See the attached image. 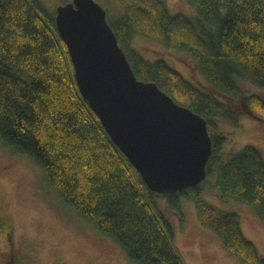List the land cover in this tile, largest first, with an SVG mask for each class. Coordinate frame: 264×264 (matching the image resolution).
<instances>
[{
  "label": "trees",
  "instance_id": "1",
  "mask_svg": "<svg viewBox=\"0 0 264 264\" xmlns=\"http://www.w3.org/2000/svg\"><path fill=\"white\" fill-rule=\"evenodd\" d=\"M117 1L124 12L109 24L137 78L207 121L213 153L205 182L174 195L148 189L80 94L56 13L39 0H0V145L37 165L60 201L134 264H185L159 199L181 217L182 204L195 203L203 226L241 264H264L240 215L204 199L216 175L219 195L254 208L264 224L263 154L247 146L225 160L227 138L218 135L219 121L235 128L243 116L264 121V96L244 88L249 80L264 91V0H187L194 17L173 15L163 0ZM135 36L191 57L214 91L196 87L163 58L145 60L132 48Z\"/></svg>",
  "mask_w": 264,
  "mask_h": 264
},
{
  "label": "rangeland",
  "instance_id": "2",
  "mask_svg": "<svg viewBox=\"0 0 264 264\" xmlns=\"http://www.w3.org/2000/svg\"><path fill=\"white\" fill-rule=\"evenodd\" d=\"M39 1L50 14H55L59 6L73 2ZM94 1L106 11L109 23L124 12L117 0ZM163 1L173 15H195L196 8L187 7V0ZM132 48L149 62L165 59L196 87L205 92L214 91L201 75L197 62L186 54L170 50L142 36L134 37ZM244 85L247 91L264 96V91L252 85L251 81H244ZM213 94L219 100L226 101L218 94ZM218 126V135L227 138L225 160L231 154L242 152L247 146L256 148L264 156V121L243 116L237 128L223 121H219ZM205 189L204 199L208 204L240 215L246 238L264 256V224L258 219L254 208L220 196L216 188V175L205 185ZM159 200L161 209L174 228L175 245L185 264H241L225 248L222 238L203 226L195 203L184 202L181 217L166 210V202ZM0 215L13 227V241L23 264H134L119 245L60 201L37 165L23 155H14L1 145ZM0 244L1 249H6L8 241L4 232L0 233Z\"/></svg>",
  "mask_w": 264,
  "mask_h": 264
},
{
  "label": "water",
  "instance_id": "3",
  "mask_svg": "<svg viewBox=\"0 0 264 264\" xmlns=\"http://www.w3.org/2000/svg\"><path fill=\"white\" fill-rule=\"evenodd\" d=\"M55 20L80 94L148 189L174 195L204 183L213 153L206 119L137 78L94 0L59 6Z\"/></svg>",
  "mask_w": 264,
  "mask_h": 264
},
{
  "label": "flooded vegetation",
  "instance_id": "4",
  "mask_svg": "<svg viewBox=\"0 0 264 264\" xmlns=\"http://www.w3.org/2000/svg\"><path fill=\"white\" fill-rule=\"evenodd\" d=\"M6 233L7 237V247L6 249H1L0 244V263L1 264H23L21 259V255L17 252L14 241L13 235L14 230L10 223H8L5 219H3L0 215V233Z\"/></svg>",
  "mask_w": 264,
  "mask_h": 264
}]
</instances>
